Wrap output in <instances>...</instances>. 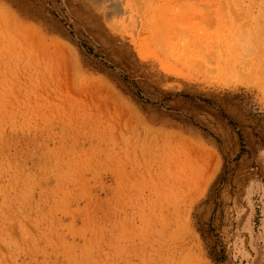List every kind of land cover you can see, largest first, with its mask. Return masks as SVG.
Returning a JSON list of instances; mask_svg holds the SVG:
<instances>
[{"label":"rangeland","instance_id":"1","mask_svg":"<svg viewBox=\"0 0 264 264\" xmlns=\"http://www.w3.org/2000/svg\"><path fill=\"white\" fill-rule=\"evenodd\" d=\"M212 11L186 83L25 82L0 47V264H264V0Z\"/></svg>","mask_w":264,"mask_h":264},{"label":"bare ground","instance_id":"2","mask_svg":"<svg viewBox=\"0 0 264 264\" xmlns=\"http://www.w3.org/2000/svg\"><path fill=\"white\" fill-rule=\"evenodd\" d=\"M212 10L213 0H0L3 62L25 82L186 83Z\"/></svg>","mask_w":264,"mask_h":264}]
</instances>
